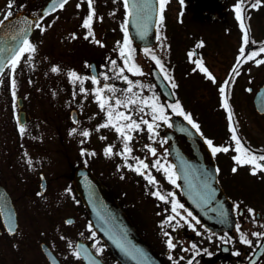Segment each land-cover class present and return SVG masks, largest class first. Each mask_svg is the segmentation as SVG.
<instances>
[{"label": "flooded vegetation", "instance_id": "1", "mask_svg": "<svg viewBox=\"0 0 264 264\" xmlns=\"http://www.w3.org/2000/svg\"><path fill=\"white\" fill-rule=\"evenodd\" d=\"M50 1L13 0L9 5L8 0H0V23L20 13L32 18V21L39 20V17L43 15V9ZM236 2L237 0H166L164 20L157 24L159 0H149L147 9L143 7L142 0H128L127 9L125 0H94L96 13L91 32L96 39L102 42L101 44L95 43L91 35L85 36L88 29L82 25V21L88 12L87 0H67L63 9L50 12L44 20L40 21L41 24L46 25L43 32L32 24L33 29L29 39L32 42L35 41L36 51L41 44L40 56L45 55L44 46L49 41L46 38L49 31L48 20L50 24L54 19L51 25L58 24L59 26L50 32L54 40H50L52 46H47L52 47L54 54L57 47L59 51H61L60 48L67 52V48L71 49V55L68 58L71 62L66 65L67 71L64 74L65 80H70L69 88L73 101L70 107V117L73 127L77 129L73 133V139L76 143V140L82 137L90 138V142L83 153L85 160L79 159L73 167L69 191L61 189L49 197L46 193L50 179L41 169L48 165V157L52 159L55 152L45 153L43 137L35 135L32 129H25L18 141L17 151L10 150V158L13 159L10 169L22 180V182L18 181V194L7 187L16 211L18 202L19 206L24 204L25 207L46 204V200L50 201L49 204L55 205L69 203L76 215H67L63 223L71 225L79 221V234L74 238L73 249L77 243H80L82 248L89 247L105 264H121L113 256L110 248L98 237L93 227H89L91 224L88 212L72 184L74 171L84 166L94 172L103 182L107 191L125 211L153 253L165 264H189V261L191 264H264V242L256 243L257 240L264 241V238L252 235L254 232H264V170H258L256 174H252L249 165H237V171H232V166L236 164V161L232 159V156L236 154L235 142L231 139V130L228 127L229 111L222 107L220 97L219 85L227 80L226 97L230 105L233 127L245 146L264 154V53L257 54L258 58L262 59L260 64L253 61L237 62L236 56L242 42V31L233 8ZM249 2H255V0H249ZM77 3L81 5L79 8L76 7ZM9 11L12 15L6 17L5 14ZM126 12L127 16H125ZM243 19L248 26L249 39L253 41L246 46L247 49L259 48V42L264 41V0L255 9L244 3ZM63 26L66 28L64 29ZM125 28L133 49L132 59L140 65L142 69L140 73L128 72L126 68L123 73L115 71L124 66V59L119 53L120 45L117 41L123 43ZM144 29L154 30L155 35L151 42H147L142 36L138 40L131 37V31L141 32ZM57 32L58 34L62 32L59 38H56ZM74 32L76 36L72 35ZM158 35L159 39H157ZM201 40L204 44L198 46V41ZM84 46H90L94 52L91 55L75 57V48ZM145 47H148L161 60L165 71L174 80L175 86L172 81L164 78L165 72L160 70L151 56L144 53ZM190 49L195 54L191 60L188 58ZM36 51L31 54V57L29 55L26 57L30 65L34 64ZM197 57H202L205 66L216 77V82H213L199 69L193 71L196 67L194 60ZM57 58L61 57L54 55L52 60ZM112 60L116 61V65L112 64ZM234 64L237 65L235 70L232 67ZM68 68L75 70L84 79L82 81L70 79L67 75ZM101 73H106L107 79L100 75ZM30 74L34 75L33 72ZM158 74L169 86L171 95L166 96L162 93ZM93 75L97 77L98 83L96 84L92 82ZM121 75L127 76L128 80L133 82L139 80L141 84L133 83L131 93H127L128 81L120 79ZM60 79L57 80L56 77L50 75L45 76L43 81L45 85L49 81L54 82L58 97L63 102L61 93L65 85L58 84ZM81 83L87 89L86 92H80ZM104 83L115 86L114 91L104 90V95L109 97L108 103L114 104L115 99L121 96H125L130 102L134 97L139 100L155 93L165 106L169 123L155 121L152 133H149L147 125L142 122L144 119L152 120L148 105L140 106L129 103L127 108L123 105L117 106L122 111L131 112V119L141 122L140 129L131 130L133 139L128 142L132 148V155L128 157L129 163L135 164L136 158H139L149 165L148 169L141 173H137L124 164V157L119 155L122 151V139L114 127L104 125L97 128L98 124L103 125L107 119L106 109L99 107L94 98L96 94L92 89L102 87ZM176 100L180 101L183 109L190 113L198 123L199 133L205 143V137H208L214 144L231 145L228 152L220 151L213 154L206 143L213 156L215 168L219 169L216 171L218 181L225 190L229 204L235 212L236 220L230 230L208 229L185 206L175 162L176 152L179 153L182 147L174 142L176 138H181L175 136L177 133L175 127L178 122L175 116L181 114L169 107ZM18 114L19 109L17 110V122ZM25 114L26 118L30 115L27 108ZM26 122L27 119L24 126ZM85 128L89 129L88 137L82 135ZM169 137L172 138L171 143H169ZM182 138L183 140L188 139L187 137ZM107 144L113 145L114 155L111 157H106L103 152ZM146 145L154 147L156 152H151ZM184 148L192 147L184 145ZM89 151H94L95 154L89 155ZM13 152H16L15 157L12 156ZM29 158L32 161L31 166L28 163ZM156 160H159L160 164H156ZM118 164L120 168H117ZM161 165L165 167L171 165V171L175 173V184L167 179ZM36 166L39 171L36 168L37 179L33 182V186L31 184L32 173ZM145 173L154 176L156 182L149 183ZM42 174L45 177L43 184L41 183ZM153 191L168 195L169 199L160 200L158 196L151 194ZM172 193L175 194V199L184 206L183 209L178 208L179 215L171 211ZM52 197L55 198L50 199ZM237 202L239 206L234 208L233 204ZM249 207L254 209V214L248 212ZM189 212L192 214L191 217L187 216ZM168 215H173L175 219L161 225L159 222L165 220ZM182 217H187V220ZM253 219L257 222L254 223ZM69 220L70 223L67 222ZM177 220L180 221L179 225L173 227ZM189 222L195 224L196 227H188ZM237 223L240 224V230L252 241L251 244H245L240 240ZM18 228L17 213L16 229L10 233V242L14 251H20L14 242L18 235ZM165 233L172 235L177 243L175 249L167 248ZM29 238L34 248L38 245V251L35 252L38 259L45 264H63L53 243L57 239L62 242L64 240L61 229L56 223L52 222L50 229L40 228L36 239L34 236ZM24 242L25 239L22 238L21 245ZM193 243L196 247H192ZM44 245L52 252L54 261L48 257ZM101 245L102 249L97 253L96 246ZM169 251L172 252V258L168 255ZM74 257L78 260V264H83L81 256L74 255Z\"/></svg>", "mask_w": 264, "mask_h": 264}, {"label": "rangeland", "instance_id": "2", "mask_svg": "<svg viewBox=\"0 0 264 264\" xmlns=\"http://www.w3.org/2000/svg\"><path fill=\"white\" fill-rule=\"evenodd\" d=\"M49 22L50 20L47 22L49 31L46 35L49 41L46 44L52 46L50 40H54V38L50 32L58 28L59 25H51L52 22L50 24ZM61 33L58 34L57 32L56 38H59ZM47 45L44 46L45 55L40 56L41 44L37 48L33 65H30L26 58L28 54L25 53L21 57V62L17 65L16 69L11 70L7 67L0 79V183L6 185L9 190L10 188L15 190V194H18L19 182H22V180L20 176L12 173L10 169V165L13 164V159L10 158V150L17 151L18 141L23 136L16 123L17 107L15 98L17 95L23 97L24 108H27L30 114L27 118L25 129H32L35 131V135L43 137L45 153L55 152L52 155L54 156L52 159L48 157V165L41 169L50 179L46 193L49 197L53 196L58 190L69 188L73 167L79 159L85 160L84 154L81 153L80 149H85L90 142V138L86 139L82 137V139L76 140L75 143L73 133L69 134V129L74 128L69 117V110L73 101L69 88L70 80H65L64 72L67 71L66 65H69L71 62L68 59L71 55V49L67 48V52L65 49L62 50L59 47L61 50L59 51L57 47V51L55 50L54 54L52 47H48ZM93 52L94 50L90 46L77 47L74 50V56L91 55ZM54 55L62 59L57 58L56 60H52ZM53 64L57 65L61 71L53 72L51 70ZM115 71L118 72L119 70ZM31 72L34 75H31ZM50 75L56 77L57 80L61 77L58 84L65 85L61 93L64 99L63 102L58 97L54 82L49 81L45 85L43 81L45 76ZM13 79L16 81L15 97H13ZM59 137L61 139H58ZM13 154L12 156L15 157L16 152H13ZM36 168L39 171L37 166L33 168L31 180L33 186V182H36L37 179ZM46 202V204L32 205L33 207H25L24 204L19 206L18 202L19 228L14 242L20 251L12 249L10 234L6 233L0 221V264H45L37 258L35 252L38 251V245L34 248L29 237L34 236V239H36L40 228L50 229L52 222L56 223L61 229L62 236H64L63 242L58 239L53 242L62 258V263L78 264V260L74 257L72 251L74 238L79 234V221L71 225L63 223L64 217L67 215L75 216L76 212L72 211L70 204L67 202L61 203V205L49 204L50 201L47 200ZM22 238L25 239L23 245H21ZM69 243L72 244V248H69Z\"/></svg>", "mask_w": 264, "mask_h": 264}, {"label": "snow or ice", "instance_id": "3", "mask_svg": "<svg viewBox=\"0 0 264 264\" xmlns=\"http://www.w3.org/2000/svg\"><path fill=\"white\" fill-rule=\"evenodd\" d=\"M13 0H8L9 5H11ZM67 0H51V2L43 9V15L39 17V20L36 21H27L25 25V29H21L19 31V43L12 48V50L9 52L8 56L3 57L0 59V72H5V61L7 62V67L10 68L11 70H15L17 65L21 62V57L24 56L25 53L31 57V54L36 51V45L29 39L28 35L25 34V30L30 24H34L36 27L40 29L41 32L45 30L44 24H41L40 21L44 20L45 16H48L50 12H55L57 9H63L66 6ZM244 3H247V6L250 8H257L261 5L262 0H255V2H249V0H237V2L233 5V8L235 10V16L237 21H239V25L242 31V42L240 44V50L239 53L236 56V60L239 63H243L244 61H253L256 64H260L262 62L261 58H258L257 54L258 53H264V41H260V47L259 48H251L250 50L247 49L246 46L249 44L253 43V41H250L249 39V33H248V26L245 24L244 19H243V7ZM143 7L147 9L149 7V0H142ZM87 5H88V12L87 15L83 18L82 25L88 29L87 32H85V36L91 35L92 40L97 43L101 44L102 42L98 39H96L95 35L92 34L91 29H92V24H93V18L95 16L96 10L94 8V0H87ZM166 5V0H159V18L157 20V24H160L164 20V8ZM81 5L77 3L76 7H80ZM128 0H125V8H128ZM7 16H11L12 13L9 11L6 14ZM128 13H125V16H127ZM124 27V25H122ZM146 32V29L141 31V35H144ZM73 36H76V33H72ZM157 39H159V35L157 36ZM117 44L120 45L119 47V53L124 59V66L120 67L118 70L120 73H123L125 71V68L127 69L128 72H135V73H140L142 71L141 67L139 64L135 63L132 59V52L133 49L131 47V42L129 39V35L127 32V29L125 28L124 31V38H123V43L121 44L120 41H117ZM204 41H198V46H203ZM5 51V49L0 48V52ZM144 53L146 55L151 56V59L156 62V64L159 66L160 70L162 72H165L164 78L172 81L173 86H175L174 80H172V77L167 74V72L164 69V65L161 63V60L154 54L152 53L148 47H145L143 49ZM195 54L193 51L190 49L188 52V58L191 60ZM194 63L196 67L193 69L195 71L196 69H199V71L205 73L208 77L212 79L213 82H216V77L212 74L211 71L205 66L202 57H197L194 60ZM112 64L115 65L116 61L112 60ZM233 70L237 67L236 64L233 66ZM51 70L53 72H59L61 69L53 64L51 67ZM67 75L70 79L76 80L80 79L81 81L84 79V77L79 76V74L73 70L69 69L67 72ZM100 75L104 76L105 79H107L106 73H101ZM93 84L98 83L97 77L93 75L91 77ZM120 79L122 80H127L128 81V89L126 90L127 93H131L132 90V85L135 83L136 85H140L141 81L136 80V81H130L128 80L127 76L121 75ZM228 81H224L220 83V97H221V102H222V107L225 108L226 110L229 111V129L231 130V139L235 142V155L232 156V159L236 161V164L232 166V171L236 172L237 171V165H249L250 172L252 174H256L258 170H264V154L257 153L256 151L250 149L249 147L245 146V144L242 142L241 138L237 135L236 129L233 127V124L231 122L232 120V114L230 110V105L227 102V97H226V85ZM15 87H16V81L15 79L12 80V88H13V97H15ZM115 90V86L110 84V83H104L102 87H95L92 89V91L96 94L95 99L97 100L99 107L101 109H106L105 110V116L107 119L103 122V125L98 124L97 128H100L104 125H110L114 127L116 133L121 137L122 139V151L119 152V155L124 157V164L130 168L134 169L137 173L143 172L145 169H148L149 165L142 159L136 158L135 164L129 163L128 157L132 155V148L129 145V141L133 139V136L131 134V130L133 129H140L141 127V122H138L136 119H131L132 113L131 112H125L120 110L117 106L118 105H123L125 108L129 107V103L132 105H148V107L151 110L152 113V120H147L144 119L142 122L147 125L149 133L154 132V127H155V121L160 120L164 121L165 123H169L168 120V114L165 112V106L159 101L158 97L156 96L155 93H153L151 96H144L141 99L137 100L135 97L129 102L125 96H121L120 98L115 99V103H108L109 97L104 95V90ZM80 92H86L87 89L83 86L81 83L80 86ZM107 105V107H106ZM169 107L174 111V112H179L185 120H187L192 127H194L198 132L200 131L198 123L192 118L191 114L186 112L183 107L181 106V103L179 100H176L174 104L169 105ZM139 110V109H137ZM18 123V128L21 132V134L24 133L25 131V126L23 124H20L19 121ZM77 131L76 128H71L69 129V134L71 135L72 133H75ZM82 135L84 137H88L89 135V129L85 128L83 129ZM103 138V137H102ZM154 138V137H152ZM206 143L208 146L211 148L213 154L224 151L228 152L231 145H224V144H214L212 139L205 137ZM82 142V141H81ZM150 149L151 152L155 153L156 149L152 147L151 145H146ZM81 153L83 154L86 150L84 148L80 149ZM104 155L106 157H111L114 155L113 152V145L112 144H107L105 145L103 149ZM89 155H94V151H89ZM27 155V154H26ZM29 166H31L32 161L31 158L28 160ZM156 164H160L159 160L155 161ZM163 168V171L165 172V175L167 176V179L171 181L172 184L176 183L175 180V173L171 171V165L165 167L161 165ZM117 168H120V165H117ZM216 171H219L217 169ZM149 183L156 182V178L152 176L150 173H145ZM65 191H69L68 189H65ZM153 196H158L160 200H168L169 196L168 195H163L159 191H153L151 193ZM171 211L172 213H178V208L183 209V204H181L178 200L175 199V194H171ZM239 202L236 204H233L234 208H238ZM249 213L254 214V209L251 207L248 208ZM191 213L189 212L187 214L188 217H191ZM221 215H224V213H221ZM175 217L173 215H168L165 220H161L159 223L161 225H164L168 221H173ZM182 219L187 220V217H182ZM67 222H71L70 220ZM253 222H257L256 219H253ZM180 221L177 220L175 224H173V227H176L179 225ZM91 227V225H89ZM188 227L195 228L196 225L189 222ZM237 231L240 234V240L245 243V244H251L252 241L248 239V237L245 235L243 231L240 230V224H236ZM10 231L13 229L9 228ZM254 236L262 237L264 238V232H254L252 233ZM93 236H95V233H93ZM165 243L167 245V248L169 250L175 249L177 247V243L174 241L172 235L165 233ZM211 239V237H209ZM264 241L262 240H257L256 243L260 244ZM119 243V242H118ZM123 246V245H121ZM192 247H196L195 243L192 244ZM69 248H72V244L69 243ZM80 244L77 243L75 246V249H73V254L77 257L81 256L82 253L80 251ZM102 249L101 246H96V252L99 253ZM168 255L170 258H172V252L169 251ZM83 256L86 260L89 261V264H100V261H98L91 253L89 252H84ZM189 264H191V261H189Z\"/></svg>", "mask_w": 264, "mask_h": 264}, {"label": "water", "instance_id": "4", "mask_svg": "<svg viewBox=\"0 0 264 264\" xmlns=\"http://www.w3.org/2000/svg\"><path fill=\"white\" fill-rule=\"evenodd\" d=\"M27 21L31 19L25 14H20L0 24V48L5 49L0 52V59L8 56L12 48L19 43V31L25 29ZM31 29L30 24L25 34L29 35ZM140 33L130 32L134 40L142 36L147 42H151L155 35L154 30L146 31L144 35ZM158 79L159 84L162 85V92L168 96L170 90L160 74ZM18 104L21 105L20 100ZM22 118L23 111L20 112V119ZM178 119L176 136L181 137L179 144L192 147L190 149L183 147L181 154L175 157L181 190L186 198L185 205L208 228L215 231L230 230L235 222V215L228 204L224 190L217 181L211 152L198 131L182 117ZM182 137L188 139L183 140ZM72 181L88 209L92 226L122 264H164L153 254L119 204L90 170L86 167L77 168ZM0 218L8 233L15 230L16 212L9 193L1 184ZM9 228L13 230L10 231ZM43 247L48 257L54 261L52 252L48 247ZM80 251L85 264H89V261L84 258V252L91 253L100 264H104L89 247H81Z\"/></svg>", "mask_w": 264, "mask_h": 264}]
</instances>
